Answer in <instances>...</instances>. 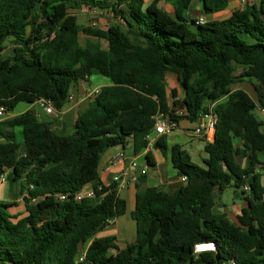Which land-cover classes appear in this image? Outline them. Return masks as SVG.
<instances>
[{
    "label": "trees",
    "instance_id": "trees-1",
    "mask_svg": "<svg viewBox=\"0 0 264 264\" xmlns=\"http://www.w3.org/2000/svg\"><path fill=\"white\" fill-rule=\"evenodd\" d=\"M194 1L205 16L231 2L155 0L146 7L147 0H0V109L7 115L41 100L61 113L92 76L111 82L88 99L73 134H57L34 111L0 122V177L11 171L22 182L14 202H0V264H264V130L255 116L264 110V0L204 25L188 19ZM86 8L121 23L82 27L76 13ZM168 74L180 92L168 93ZM244 80L255 82L256 102L233 91ZM209 105L218 124L205 146L206 169L174 146L170 161L185 185L176 194L150 188L137 195V239L125 249L98 238L127 210L116 185L97 192L98 204L75 201L84 187L101 185L103 155L128 144L139 155L150 145L153 117L170 106L186 109L193 124ZM167 138L154 145L165 157ZM229 188L247 204L237 224L213 212L215 193ZM20 197L25 215L13 213ZM32 199L40 201L32 205ZM199 243H215L217 252L196 257Z\"/></svg>",
    "mask_w": 264,
    "mask_h": 264
},
{
    "label": "crops",
    "instance_id": "crops-1",
    "mask_svg": "<svg viewBox=\"0 0 264 264\" xmlns=\"http://www.w3.org/2000/svg\"><path fill=\"white\" fill-rule=\"evenodd\" d=\"M249 1L251 2V0ZM254 1L256 2V0ZM254 1H252V3H255ZM241 2L242 0H231L226 11L214 14L213 16H205L202 12V5L198 1H194L190 10L187 12V16L189 20L195 21L199 19H204L206 22L227 20L235 11L241 9ZM166 5L168 6L167 8L161 6L160 8L174 16L173 7L168 4ZM108 86H111V82L108 79L97 75L92 76L89 82L81 83L80 86L72 92V101L69 102L66 108L61 113L56 112L54 116H51V121L45 123H51L52 130L59 135L66 136L73 134L77 129L78 116L85 107L84 102L88 100L86 92L88 90L101 89ZM166 86L169 94L173 90H178L180 92L177 78L173 74L167 75ZM180 96L181 94L179 93V98H181ZM37 108H41L42 112L47 115L37 102L34 105H26V107H23L21 112L17 114H13L15 113L14 111L10 118L6 115L7 117H5L4 120L17 118L27 111H34L39 120L44 122L41 120L42 116ZM259 110L260 109L257 108L255 114L258 112L259 117H261ZM258 120H261V118ZM192 129L193 124L184 120L181 122L180 130L175 131L173 134L179 132L189 136ZM173 134L170 136H173ZM201 141L206 144L208 143L205 140ZM118 155H123L122 161L113 164L114 159ZM259 157L260 161L264 163V153L260 154ZM240 164L242 165V162H240ZM244 164L245 163H243V165ZM262 170L260 169V171L264 172V168ZM143 171H146L145 175H143ZM6 174L8 177L7 181L5 183L0 181V202H4V199H6L7 203H11L14 202L15 196L21 193L22 182H14L11 171H7ZM99 176L101 182L100 187L108 188L110 185H116L118 197L126 203V214L112 221L109 226L97 236L98 238H111L112 244L119 250L125 249L127 245L134 243L137 239V226L132 218V213L135 211L138 194L150 188H155L167 194H176L185 185V183L181 181V176H179L177 171L173 168L171 161H169L160 150H157L155 146L148 147L137 156L134 155L131 144H128L126 148L116 147L108 150L102 157ZM116 178L119 179V183L115 181ZM133 178H136V181H133ZM122 183H125V186H122ZM262 183L264 186V178L262 179ZM221 195L222 194L218 192L215 193L216 206L213 211L214 214H224L229 222L237 224V218L242 209L247 207L246 202L242 201L241 206L239 205L237 209L230 211L222 204L220 200ZM23 199L24 197H20L16 201L18 206L13 209L15 215H25ZM90 201L93 204H98L101 199L96 198ZM116 253L117 251L111 252L112 255H116Z\"/></svg>",
    "mask_w": 264,
    "mask_h": 264
},
{
    "label": "built area",
    "instance_id": "built-area-1",
    "mask_svg": "<svg viewBox=\"0 0 264 264\" xmlns=\"http://www.w3.org/2000/svg\"><path fill=\"white\" fill-rule=\"evenodd\" d=\"M249 0H242L241 2V8H245L249 3H252ZM197 25H204L206 21L204 19H199L196 21ZM100 89H94V90H88L86 92V97L88 99H93L98 93ZM72 101V97L69 99V102ZM40 106L44 109L45 113L48 116H54L56 113V110L54 109V106L51 102L46 101V100H41L38 102ZM207 111L204 113H201L196 120L195 123H193V129L191 130L192 135L200 140H205L208 143L213 142L216 134V127L218 124V116L216 115L214 111V105H209L207 107ZM6 109L2 108L0 109V122L4 120L6 117ZM260 115H261V121L263 123V130H264V110L260 109L259 110ZM189 113L187 112L186 109L182 108H175L171 107L167 112H160L157 115L153 117V121L155 123L154 127V134L157 135V139L159 137L163 136H170L172 135L175 131L180 130L181 128V122L184 120L188 121ZM150 145L149 147H153L155 145V141L157 140H152L151 137H149ZM123 155H118L114 161L113 164L119 163L122 161ZM146 174V171H143V175ZM8 177L7 174L5 173L0 177V181L2 183H5L7 181ZM133 181H136V178L132 179ZM116 182L119 183V179L116 178ZM181 181L183 183H186V177H181ZM122 186H125V183H122ZM33 187H31L32 189ZM103 187L98 186L97 188L88 185L84 187L81 191H79L75 195V201L76 202H83L85 200H93L98 198L97 192H100ZM244 191L247 193H250V186L246 185L244 187ZM61 201L66 200V196H60L59 197ZM40 201V199H32L31 204L35 205ZM208 244L214 245V248L212 249H206L205 250H197V246H207ZM217 252V246L215 243H199L195 245L194 249V254L196 257L200 256L201 254H206V253H216Z\"/></svg>",
    "mask_w": 264,
    "mask_h": 264
},
{
    "label": "rangeland",
    "instance_id": "rangeland-1",
    "mask_svg": "<svg viewBox=\"0 0 264 264\" xmlns=\"http://www.w3.org/2000/svg\"><path fill=\"white\" fill-rule=\"evenodd\" d=\"M155 0H147V6L151 5ZM255 2V1H254ZM259 0H256L255 4H258ZM159 5L163 8H167L168 6L161 1ZM76 15L78 16L79 19V25L82 27H90L93 29H101V30H107L110 26L112 25H119L121 22L120 20L116 19L112 14L110 13H104V12H97V11H92L90 9H83L80 12H77ZM80 42L81 45L85 46L87 42V38L84 36V34H80ZM106 44H104L105 46ZM11 48L12 45L8 44L7 45V51L5 52V55L8 56L11 53ZM241 69L237 70V75H240ZM80 86V85H79ZM78 86V87H79ZM255 82L251 83V81L244 80V83H241L239 85H236L233 87V91L237 90H243L245 91L255 102L257 100L256 98V92L254 89ZM77 87V88H78ZM89 100L84 102V106H87ZM23 107H26L25 104L19 105L14 111L17 114L21 112ZM38 112L41 114L42 119L44 122H50L51 121V116L45 115L41 108H37ZM12 113L8 114V118L12 117ZM258 119L259 117L258 112L255 114ZM7 117V116H6ZM19 139L21 140V130H17ZM157 138L156 134H153L151 136V139L154 140ZM180 145V147L183 149V151L186 152L188 155L190 162L202 169H206L205 161L209 158L208 154L205 152V146L206 143L201 141L200 139L195 138L192 133L187 135H183L179 132L176 134H173V136H170L167 138V146H168V151L166 158L168 160H171V149L174 146ZM161 152V151H160ZM162 153V152H161ZM235 192L233 189L229 188L225 190L222 195L220 196V200L222 204L230 211L233 209H237V206L242 205V200L235 198ZM4 202L7 203L6 199H4Z\"/></svg>",
    "mask_w": 264,
    "mask_h": 264
},
{
    "label": "clouds",
    "instance_id": "clouds-1",
    "mask_svg": "<svg viewBox=\"0 0 264 264\" xmlns=\"http://www.w3.org/2000/svg\"><path fill=\"white\" fill-rule=\"evenodd\" d=\"M206 249H212L214 248V245L212 244H208L207 246H197V250L200 251V250H205Z\"/></svg>",
    "mask_w": 264,
    "mask_h": 264
}]
</instances>
